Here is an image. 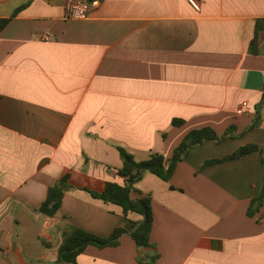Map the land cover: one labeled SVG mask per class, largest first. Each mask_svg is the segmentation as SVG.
I'll use <instances>...</instances> for the list:
<instances>
[{
    "label": "crops",
    "instance_id": "obj_1",
    "mask_svg": "<svg viewBox=\"0 0 264 264\" xmlns=\"http://www.w3.org/2000/svg\"><path fill=\"white\" fill-rule=\"evenodd\" d=\"M201 1L198 12L188 0H99L67 20L66 0H0V19L29 3L0 34V264H53L67 226L130 231L141 215L126 220L86 189L123 185L119 147L171 159L203 128L241 136L190 149L168 182L147 172L136 185L152 198L153 247L123 236L78 264H264V202L249 215L264 185V30L250 49L264 0ZM252 144L263 152L203 168ZM67 173L59 211L39 213Z\"/></svg>",
    "mask_w": 264,
    "mask_h": 264
},
{
    "label": "trees",
    "instance_id": "obj_2",
    "mask_svg": "<svg viewBox=\"0 0 264 264\" xmlns=\"http://www.w3.org/2000/svg\"><path fill=\"white\" fill-rule=\"evenodd\" d=\"M29 7V3L18 8L11 17L0 19V34L23 10ZM264 30V19L256 22L255 37L251 42L250 49L253 55H258L259 33ZM260 120V108L257 109L255 125ZM182 120H175L174 124L182 125ZM254 127V126H253ZM236 135L234 128H229L224 134L219 135L211 128H203L191 131L182 143L175 149L171 159H166L163 155L152 154L151 157L142 162H137L134 157L124 148L119 147L123 168L117 170L118 175L123 178V185L113 182H106L100 189H86L94 198L102 200L106 204H115L122 208L126 220L130 214L141 215L142 220L132 222L131 230L119 227L114 230L108 238H101L87 231L76 227L67 226L62 232V243L58 252V258L53 264H78V258L85 252L89 246H95L99 249L118 247L123 236H129L133 239L139 250L152 248L150 235L154 224L152 198L150 195H142L137 190L136 185L144 178L147 172H151L164 181H170L179 163L189 154L190 149L202 145L206 141L221 143L229 137ZM254 152H263L258 145H248L240 148L235 153L223 158L206 161L204 167L218 164L221 162L235 160L248 156ZM71 174L67 173L59 181L49 188L46 201L42 204L39 213L54 217L63 204L65 194L73 187L70 183ZM134 193L140 194L134 197ZM264 185L260 196L252 203L249 209V215L253 216L255 212L263 205ZM257 204V205H256ZM43 246L49 248L50 245L40 239ZM159 255L139 257V264H156Z\"/></svg>",
    "mask_w": 264,
    "mask_h": 264
},
{
    "label": "built area",
    "instance_id": "obj_3",
    "mask_svg": "<svg viewBox=\"0 0 264 264\" xmlns=\"http://www.w3.org/2000/svg\"><path fill=\"white\" fill-rule=\"evenodd\" d=\"M189 4L198 12L201 11V0H188ZM100 5L99 0H66L65 2V18L67 20H85L93 11H95ZM44 41L52 40V35L44 33ZM248 107V103H242L237 113L243 114Z\"/></svg>",
    "mask_w": 264,
    "mask_h": 264
}]
</instances>
